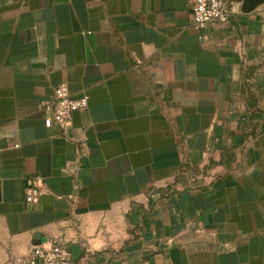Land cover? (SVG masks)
I'll return each instance as SVG.
<instances>
[{"label": "crops", "instance_id": "1", "mask_svg": "<svg viewBox=\"0 0 264 264\" xmlns=\"http://www.w3.org/2000/svg\"><path fill=\"white\" fill-rule=\"evenodd\" d=\"M224 2L0 0V264H264V2ZM62 82L87 106L45 127Z\"/></svg>", "mask_w": 264, "mask_h": 264}, {"label": "built area", "instance_id": "2", "mask_svg": "<svg viewBox=\"0 0 264 264\" xmlns=\"http://www.w3.org/2000/svg\"><path fill=\"white\" fill-rule=\"evenodd\" d=\"M191 10L192 24L196 28L204 27L208 22L226 23L230 11L224 0H188ZM85 93L72 95L65 82L54 88L53 99L45 104L48 115L44 118L45 127L58 126L64 128L72 114L87 106ZM38 175L27 176L24 180V200L28 204H38L41 197ZM16 264H72L64 244L52 242L49 245H34L25 256L15 259Z\"/></svg>", "mask_w": 264, "mask_h": 264}, {"label": "water", "instance_id": "3", "mask_svg": "<svg viewBox=\"0 0 264 264\" xmlns=\"http://www.w3.org/2000/svg\"><path fill=\"white\" fill-rule=\"evenodd\" d=\"M263 2L264 0H243V6L247 10H253L257 5Z\"/></svg>", "mask_w": 264, "mask_h": 264}]
</instances>
